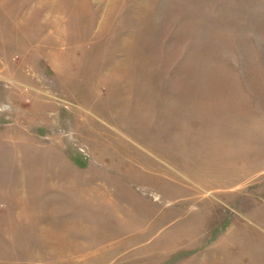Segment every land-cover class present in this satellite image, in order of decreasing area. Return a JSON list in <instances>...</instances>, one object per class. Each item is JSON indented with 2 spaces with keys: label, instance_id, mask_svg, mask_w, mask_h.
<instances>
[{
  "label": "rangeland",
  "instance_id": "rangeland-1",
  "mask_svg": "<svg viewBox=\"0 0 264 264\" xmlns=\"http://www.w3.org/2000/svg\"><path fill=\"white\" fill-rule=\"evenodd\" d=\"M0 264H264V0H0Z\"/></svg>",
  "mask_w": 264,
  "mask_h": 264
}]
</instances>
